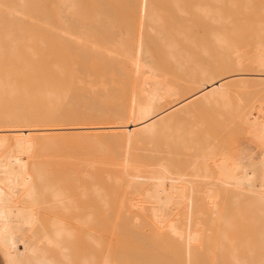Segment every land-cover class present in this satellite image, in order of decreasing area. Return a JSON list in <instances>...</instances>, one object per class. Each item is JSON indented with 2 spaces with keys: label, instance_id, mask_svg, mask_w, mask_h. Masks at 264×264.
Here are the masks:
<instances>
[{
  "label": "bare ground",
  "instance_id": "6f19581e",
  "mask_svg": "<svg viewBox=\"0 0 264 264\" xmlns=\"http://www.w3.org/2000/svg\"><path fill=\"white\" fill-rule=\"evenodd\" d=\"M5 1L8 2V4L7 3L3 4L4 0L3 2H1L0 0V2L2 3V4L0 3V39H15V38L26 39V40L39 39L41 40L40 42H36V43L27 42V43L19 44V46L22 45L23 47L27 48V52L34 53V55H37L36 52L39 49L40 50L48 49L57 58L55 69H53L51 73L52 77L50 79L51 80L50 82H49V76L51 74H48L45 77L42 75L40 71H39L40 73L38 74L36 70L30 71V73L27 74L26 77L24 78L25 83H28L29 81L35 84L42 83L36 86L39 88V90L36 91V93L42 96L43 97L42 100L46 102L48 109L50 110L51 116L53 118L54 126L39 129L41 134L37 135L38 137L33 135L32 131H34V128L31 127L32 123L28 121L29 118L28 119L26 118L27 120L26 123H10L11 125L10 127L6 126L7 124L0 126V196L1 198L7 199L11 202L24 201L30 206V217L28 218L25 225L26 239L20 238L19 240L17 239L18 240L17 241L15 235L12 232L0 228V249L7 261V264H29L31 262L33 264V261H36L37 264H51L52 263L51 260L54 261L55 259V254L53 256L54 259H52L49 256V254L51 251L55 249H56V253L59 254L57 257L59 258L61 254L62 259L66 260L65 257H67L68 259L71 253L68 250L70 247L68 248L67 247L68 245L66 246V243H68L71 239L75 237L76 235L75 231H77L78 227L90 228L91 226L92 227L94 226L95 228L96 224L98 223L100 224V222L103 223L104 221V223L108 225L107 227H111L108 229L113 230L115 228L114 230H117L118 229L117 225L119 224L117 218L119 215V211L124 212L123 215L127 216L128 212L129 211L131 212L132 210H134V212L136 210L139 212V214L137 212H136L137 214L135 213L136 214L135 217L137 215H139V217H143V219H145L144 217H146L145 221L147 223L145 224L144 222L142 224L152 225L153 227L156 228V229L154 228L156 232H159L161 230L166 234L167 240L165 238L164 242L170 241V243L171 242L173 243V244H168L169 246L172 245L171 246L172 254L169 253L170 258L168 255L162 254L165 253L162 252L164 251L162 250V248L165 249L166 247L167 249L168 245L164 244L165 245L164 246L163 244H161L163 245L162 247L160 245V243H163L162 241H160L161 237L159 238V236L156 235L157 233H154L156 236L154 237L153 235V237L150 236V238H155L156 240H158L160 242L158 243V246L160 245L159 247H161L160 248L161 250L157 251L158 249L156 246L157 249L156 253L154 252L156 255L153 253L154 256L157 257L156 260H154L155 258L153 254L151 258L150 256L148 257L149 260L148 259L145 260L146 262H144V260L139 258L140 260L143 261V263H141L142 261L137 262L138 258L135 259L136 257L134 258L135 260H131L132 258L128 259L125 258V256L123 255L124 259L126 260L128 259L127 262H124L121 259L119 260V258H117L119 254L117 251L116 252L118 254L114 253L115 251L113 252V254L112 252L108 251L106 256L105 254L104 257L102 256V258H104L103 261H101L102 263L100 262L101 258L98 259L99 260L98 262L96 259H94V255L92 254L89 255L91 259L90 258H88V260L86 259L87 264H89L88 262L91 263L92 261L93 262L97 261V263L100 264H133L134 263L133 261H135L134 264H214V263L221 264V261H219V257L216 256V254L218 253V249H217L218 244L215 243L216 252H214L215 257L213 258V259L216 258L215 260L216 262L214 260L213 262L211 261L213 257L212 256L214 249L213 245L206 246L207 241L209 243V241H211L212 239L214 241L215 238V237H211L212 236L211 234H215V232L211 228L212 227L218 228L219 225L221 226L222 224L221 221L225 218L224 215L226 211L229 210V209L225 210L227 204L226 202L228 203L230 202L234 206L237 205L239 201H241L244 198L261 197V196L264 197V154H258V160L256 166L245 169V171H243L242 177L239 178V172L242 169L241 158L239 156L234 155L232 152L226 149H222L217 152V150H215L214 147L215 146L213 140L214 138H212V135H210L209 132L208 134H206L207 133L206 127H204L203 125L187 124L184 127L177 128L165 122L161 126L163 132H166L167 130H174V132L171 133V139L170 141L167 142V144L178 146L180 149H178L177 153L180 154L181 152L183 151L186 152L188 149L191 148L195 156L192 154V152L189 154L190 150L187 151L188 153L186 152V154L192 156L190 159L187 158V162H189V164H187L186 166H181V164L179 166L175 164L168 165V163L165 162V160H161L159 158V160L157 159L156 161L159 163L157 165L161 166V169L152 170L153 168L151 169L149 168L152 167L151 159L152 160L154 159L153 156L156 159L157 154H155L149 149L142 150L140 147H144L146 145L148 148V146H150V143H147L146 141L142 140L143 137L146 135L144 131L147 130L148 131L151 130V132L157 131L159 126L152 119H149L148 117L142 115L144 113L142 109L140 110V116H138L137 118L131 116L135 114L137 106L140 107L144 104V99L142 97V94H139L138 92L133 91L130 88L132 91H129L128 93V96L131 99L130 100L131 108L129 109H121L119 107L121 105L120 102L116 103L115 108H111L107 104L108 100H110L109 97L111 96L109 82L111 81L110 74L114 71L113 69L116 68L117 70H119L121 68V70H123L122 68L124 67V69L126 70L128 68L126 73L128 72L127 75L129 74L131 76L130 78L131 81L135 80L139 84L145 83V81L143 82L144 79H142L143 78L142 76H144L145 73H147L146 75L150 74V76L156 78L158 74L157 70L159 71L160 69L159 63H158L159 66L158 64H156L154 67L152 66V64L154 65L156 61L153 62L152 64L149 62L148 53L149 54L151 53L150 51L147 50V47L144 46L146 41L145 36H144L145 39L141 37L143 39L139 40L140 36H142L141 34L144 35V32H142L140 35H138L139 34L138 33L137 35L139 37L135 36L136 33L135 34L133 33L135 32V30L133 29V24L135 25V27H138L137 24H141L139 27L140 28L142 27L141 29H143L144 27V31L145 28L146 31L148 29V31H150V33L147 31L148 35L151 34L150 37L153 36L152 38H154V40H157V43L161 46L160 49H162L163 52L167 51L165 52L167 56L173 57L172 58L173 60L169 58L170 61H172L173 65H175V67L177 68H179L180 66H181L180 68L183 67L184 63L183 65L180 64L182 63L181 62L182 60H179L182 59L180 54L183 48L182 49L180 48L183 46H181V44H179V46L177 45L180 42L177 37H176L177 39L174 40L172 39L173 37L175 38L176 33L174 32H178L177 27H176V31L172 32V30H174L175 28L173 29L169 27L170 25L168 26L166 25L170 29L165 28L164 30V27H166L165 26L166 22L165 19L163 21L162 16L164 15V12H166L164 9V7L166 6L165 5L162 6L160 5V3L158 4L156 1L153 0H116L115 1L119 5H123L121 8H123L124 6H130L134 10L132 11L134 12L133 13L134 18L133 20L131 19L132 21H130V18L125 19L124 18L125 16L120 17L121 14L118 13L120 19L122 18L125 20H129V24H131L129 26L131 29L130 28L127 29V27H129L126 25L128 24L127 21L125 23V21L123 20L124 21L123 23V21L121 20L123 23L122 24L121 21L116 19L118 21L117 25L119 23L121 24L120 26L118 25L119 27L118 30L116 27H115L116 29H114L117 30L115 31L116 33L115 35L117 37L116 36H115L116 38L114 36L113 37L118 40V42L115 40V42L118 45L117 46L116 43L114 44V46L116 45L114 47L115 49L110 48V46L112 47V42L108 43L110 44L109 46L108 44L103 45V42H101L100 40L103 48L106 46L109 47L106 48L107 50H105V48L102 49L103 53L101 50V54H99L98 51L100 48L98 46L99 49L97 48V50H95L97 45L94 44L96 45V47L94 48L93 51L96 52H92V53L97 54L96 55L97 59L104 60L107 73L106 75H103L102 71L99 69L87 71L90 74V78L88 79L87 77L85 78L86 79L85 81L87 82L86 98L88 102V106L86 108V121L87 123L102 124V126L95 128L93 133H87L88 130H78L70 127V121L72 115L70 109V99L73 96L74 85H76V83L80 81L79 80L80 78H77L78 71L80 72V70L78 67H77L78 69L77 68H75L74 70L70 69L69 64L71 62L70 63L68 62L70 61V59L68 60L69 57L68 54L66 53L57 54L55 52V46H56L55 42L58 43L57 45H59L60 41L58 40H63L61 42L64 41L66 42V40H70L72 36L77 35V33L79 32L78 23L79 22L82 23L81 9L83 10L85 8V7L82 8L83 0H53L56 5L57 11H55V6L53 7V10L51 7H49V3L52 0H10L13 4L8 0ZM86 1H87L86 3H88L87 5L88 9L86 8V10H83L87 15L85 16L83 22L85 26V33L88 34L89 31H92V29L93 28L95 29V27H96V31L98 29L97 32H99V28L97 26H100V29L102 26L103 28L102 30L106 32L107 30H104L106 29L104 28V26L110 28V25L114 24L115 19L114 21L112 20L115 17H113L112 20H110L112 16H110L109 18L110 15L109 12L111 11H108L109 13L108 16H106L105 14L103 15L101 11L102 9L101 7L105 5V3L108 4L109 1L111 3L114 1L99 0V5L101 4L100 6L99 5L95 6V4H92V1L94 3L95 2L98 3L97 0H86ZM46 2L48 3V5H46ZM153 2L154 3L156 2L157 4L155 3L156 4L155 5L153 4ZM218 2L220 3V5L217 8H213L212 6L209 5L203 6L202 4H196L194 5V7L196 6L195 7L196 10L200 12V14H203L212 22L218 24V27L211 31V37L213 38L217 49L220 51V55L224 57V58L221 57L222 59H220V61L223 60V62L225 64H228L229 66H242V61H241L242 54H240L239 52V46L236 39L243 33L242 30L245 29L236 26L235 22L231 20V17L233 15H230L231 17L228 16L229 12L231 13V9H229L230 10L229 12L227 10L223 11V6H227V8L228 6H230V8L232 7L235 10L239 9L240 6H242L245 10H248L253 8L254 1L243 0V4L241 5H240V2H242L241 0H217V3ZM39 3H44V4H39ZM179 3H180L179 0L177 1L173 0V4H172L174 5V7L178 6V8L176 7L178 9V12L181 7L180 5L181 3L180 4ZM89 4H92L90 9L91 10L94 9L90 13H89ZM159 6L160 9L162 7L161 10L159 9ZM107 8L105 10H108ZM182 11L185 10L182 9L181 12ZM113 12L116 13L119 11L115 10ZM159 12H162L163 15ZM184 14H186V12H184ZM74 19L78 22L76 23V25L78 26V31L73 30ZM245 19L246 18H244L243 20ZM178 26H180V24ZM102 30L100 31L103 32ZM128 30L130 32H128ZM94 31L95 30H93V32ZM170 31L174 35H172ZM246 31L252 32L253 35L251 34V37L253 36V38L256 40L258 44L260 53L257 54V61L259 62V66L261 68H264V21H256L254 25H251V27L247 28L244 32ZM101 32L98 34L101 35ZM110 32L112 35L114 34V31L112 32L110 29L109 32L107 31V34L109 36H112ZM168 33L172 36H170ZM107 34L104 33L103 35L106 36ZM83 35L84 34H82V37L84 38ZM242 35L245 36V34ZM80 36L81 35H79V37ZM95 36H97V34ZM95 36L93 35L94 38ZM136 37L138 39H136ZM87 38H89V40L91 41L90 38H92V34L90 35V37ZM94 38H92V40L96 39ZM97 38L100 39L101 36L99 37L97 36ZM110 38L113 39L112 37ZM152 38L151 40H153ZM46 39H50L52 42L50 43L44 42V40ZM73 39L77 40L76 42L77 44L80 41L78 45L79 47H80V43L83 44L81 42L82 39L80 40L79 38H75V37ZM109 39L107 41H109ZM55 40H57L58 42ZM95 41L98 42L97 39ZM16 45L18 44H11L10 45L12 46L11 49L15 50ZM76 45L74 42L75 47ZM33 47H38V48L34 49ZM92 47L93 45L91 46V48ZM66 49L68 50V48ZM153 50L155 52L157 51L155 50L154 47ZM178 54L180 55V58L179 57L177 58V56H179ZM115 61L117 62L116 64L120 68L119 67L117 68ZM113 65L115 66V68ZM195 65H197L196 68H198L199 66L198 63L197 64L195 63ZM157 67L159 68L157 69ZM73 73H75V75ZM27 88H28L27 84H24L23 89L26 90ZM17 89H18L17 82L15 81V79L13 81L0 79V93L3 91L6 92L8 90V92L13 95L17 93L18 91ZM201 96L209 102L212 101L219 104L220 122L226 120L228 122L230 121L235 122V119L237 120V117L238 119L241 118V120H244L243 118L246 117L247 115L246 107L241 102L234 105L230 101L228 93L225 92L224 87L220 83L218 84L213 80H207V84L205 86V89L202 91ZM122 114H127L128 116L127 115L122 116ZM226 114L227 115L230 114L233 117H229L227 119L225 118ZM135 130L137 131L139 130V133H135ZM202 130L204 131V133L199 132ZM137 135L140 137V139L136 138ZM41 144H45L44 145L45 147H47L46 144L51 145L52 147L55 146L56 149L60 148V150L61 147L65 148V146L71 147L74 145L76 147V145H78L79 147H81L80 144L81 145L87 144L88 146L91 145L95 147L94 148L95 154L101 156V158H98V162L101 161V163L103 164L101 168L104 169V171L98 169L99 171L102 172H99L100 174L99 173L97 174L99 176L101 175L100 178L103 177L105 178L106 182H108L109 184V187H103L98 185H94L93 187H91L89 185L92 188V190L89 189L88 187L85 186L84 187L87 189V192L88 189L90 190L88 193L91 192V195L93 194L96 197L95 200L98 198L97 200L101 202V205L103 206L104 210L108 209L109 204L112 205L111 210L115 212L111 213L109 211L111 213L110 219L108 217H105L104 220L102 213L98 211V214L100 213L99 214L100 216L97 215L98 220H101V217L102 220L95 222L94 219H96L97 212L95 214V212L93 211V213H87L85 217H83L84 216L83 215L82 217L76 216L74 218V222L76 223V225H78L76 229L75 224H73L71 221L65 218L66 212H68L70 209H73L71 202L72 199L70 200V197L68 196L69 192L66 193V190L62 185L63 181L66 179H63V176L57 174L59 173V171H57L56 169L59 166L57 165L58 163L57 164L55 163V173L57 174L56 175L54 173L55 178L48 177L50 176L48 175L50 174L49 171L48 174L46 173L49 179L51 180L55 179L52 182H50L51 180L49 179L47 180L45 179L46 175H44L43 172L41 174V172L37 171L38 169H40L41 171L40 167H38V169L36 168L37 166H40L42 164L41 163H39L40 165L36 164L35 163L36 160L34 161L33 157L34 155L36 156L38 152L40 153V151L37 150L39 148V145L42 146ZM193 147L194 149H192ZM135 148H138L139 155H137V150ZM65 149L68 150L70 148L66 147ZM89 149H90L89 147L88 149L86 148V150ZM60 150L59 151L56 150V151L60 152ZM70 150L72 152L73 149ZM70 150L68 151L70 152ZM73 151L74 152L72 153H75V150ZM144 152L147 155V157L145 158L146 160L143 158V156L145 157ZM209 156L213 157L212 166H208L207 164L208 162L207 157ZM93 158H95V156ZM55 161H59V160H55ZM137 161L139 163L141 162V164L143 162H145L146 164L149 162L148 163L149 165H146L148 168L147 167L145 168L144 163H143L144 167L142 165H139L141 168H138L139 163L136 164L135 166V162ZM62 163L63 161L60 162L61 166L59 167L63 168ZM86 164L87 163H84V165ZM142 167H143V172L140 170L142 169ZM90 168L91 166H89V170L92 169ZM86 169L88 168L86 167ZM78 170L79 169H77L76 172ZM98 170L96 171L98 172ZM81 172H83V170ZM90 172L91 171H85L84 173L88 174V177H93L89 175ZM134 172H138V173L136 174ZM76 174L75 176L77 177ZM69 175L75 177L73 176L74 174H69ZM97 176H95V178ZM42 177L45 179L42 184L43 186L40 184L41 181L40 182L37 181L38 179L42 180L43 179ZM65 177L66 176L64 175V178ZM86 178L87 177H85V179ZM137 178H139L138 181L139 180L142 181V186H140L141 189L144 184L145 185L147 184V186L144 187V189H142L143 191L141 189L137 190V188L139 189L138 186L141 184V181H139L138 186H135ZM76 179L79 181V178ZM76 179H73V181H75ZM91 179L92 178H90V180ZM38 183L42 187V189L38 187L39 186ZM128 184L131 186V189L135 187L134 190L137 191L127 190V192L125 191L126 193L125 192L122 193L121 192L122 186L123 185L126 186ZM40 190H42L44 194L48 193L50 197L49 204L51 209L52 210L54 209L53 211L55 212L50 217L48 216L45 217L44 215L42 216L43 213L41 214L40 211L42 208L41 194L43 197V193ZM129 192H133V193L139 192L137 194H140L142 197L141 196L140 198L137 197V199H134L135 197L134 198L132 197L133 199L131 197H128V201H127V199H125V194ZM42 200H44V197L42 198ZM224 206L225 208L223 209ZM200 214L201 216L199 217ZM202 215L203 216L207 215L205 216L206 219ZM201 218H203L204 221L207 220L208 218H211L209 219V221H207L208 222L207 227L209 226V228L207 229L204 228L206 225V221L204 222L203 220H200ZM130 219L134 221V222L132 221L133 223H135L136 221V224H138L139 227L141 226V224L139 223L140 220L139 218L133 217V219L132 218ZM126 223H128V221ZM216 224H218V226H216ZM38 225H42V228L38 229L39 228ZM127 225L130 224H126V225L124 224L123 227H126ZM152 226L151 228H153ZM203 228L205 229V231L203 230ZM211 230L214 233H211ZM152 231L154 230L152 229ZM89 232L90 230L88 231V233ZM92 232L93 231H91V236H90L93 240V241L91 240V245L93 242V245L95 244L97 245L96 247H98V245L102 243L101 240L105 241L102 239L104 237L96 234L95 231L94 233ZM118 233H120V231H118ZM91 238H86V239L89 240ZM215 239L216 241H218L217 240L218 238ZM107 240H111V239L108 238ZM107 240L105 242H108ZM118 241L120 242L121 240ZM97 242H99L100 244H98ZM145 244L146 243L144 240V245ZM132 245L134 246V244ZM50 248L52 249L51 251L48 250ZM58 249L60 250V252L58 251ZM168 249L170 252L171 248ZM120 252H122L123 254L124 250ZM128 253H130V251ZM114 254L115 256H113ZM122 254L120 255L122 256ZM209 257H211V259H209ZM58 258L55 259L56 260L55 262L58 261ZM152 258L154 259L152 260ZM62 259L59 258V260ZM165 259H168V261L167 260L165 261ZM67 261L68 260L64 261L66 262L65 264H68ZM59 263L62 264L60 261Z\"/></svg>",
  "mask_w": 264,
  "mask_h": 264
},
{
  "label": "rangeland",
  "instance_id": "374dc122",
  "mask_svg": "<svg viewBox=\"0 0 264 264\" xmlns=\"http://www.w3.org/2000/svg\"><path fill=\"white\" fill-rule=\"evenodd\" d=\"M97 1L98 3L96 2L94 3L92 1V4H95V6L99 5V0ZM113 1L114 2L112 3L109 1L111 5L109 2L108 4L105 3V5H103L104 9H103V6L101 7L102 8L101 11L103 15L105 14L106 16H108L110 13L109 18L110 16H112L110 20H112V18L115 17L112 20L114 21L115 19L114 21L115 25H117L118 23L116 19H118L119 21L124 20L125 23L127 21L128 22V24H126L127 26L131 25L129 24V20H125V19L130 18V21H132L134 18L133 17L134 12L132 11L134 10L130 6H124L123 8H121L123 5H119L117 2H115L116 0H113ZM153 1H156L158 4L160 3V5L162 6L164 5L166 6L164 7L166 11L164 12V15L162 14V12H159L163 15L162 16L163 21L165 19V22H166L165 26L170 25L169 27L173 29L175 28L174 30L171 29L172 32L176 31V27H177L178 32H174L176 33L175 38L173 37L172 39L174 40L178 38L180 42L177 40L179 42L177 45L179 46V44H181V46H183L180 48V49L183 48L180 54L182 59H179V60H182L181 61L182 63L180 64L183 65L184 63V65L182 68H180L181 67L180 65H179L180 67L178 66L179 68L175 67L172 61H170V59H172L173 57L167 56L165 54V52L167 51L163 52L162 49H160L161 46L157 43V40H154V38H152L153 36L150 37L151 34L148 35L147 33L148 29L146 31V28H145V31H144V27L143 29H141L142 27L141 28L139 27L141 24L136 23L138 27H135V25L133 24V29L135 30V32L133 33L134 34L136 33L135 36L139 37L138 35L144 32V35L141 34L142 36H140L139 40L140 39L142 40L145 36L146 41H145L144 46L147 47V50L150 51L151 53V54L148 53L149 62L152 64L153 62L156 61L154 65L152 64V66L154 67L156 64L159 63L160 69L159 71L157 70L158 74L156 78H153L152 76H150V74L146 75L147 73H145L144 76H142L143 77L142 79H144L143 82L145 81V83L139 84L135 80H133L134 82L131 81L130 79L131 76L129 74L127 75L128 72L126 73L128 69L127 67H125L127 68L126 70L123 67L122 69L125 70L123 71L116 64L117 62L115 61L117 68L119 67L120 69L117 70L115 66L113 65L115 69H113L114 71L110 74L111 81L109 82L111 96L109 97L110 100H108L107 104L109 105V107L115 108L116 103L120 102L121 105L119 107L121 109H129L131 108L130 106L131 99L128 96L129 91L133 90V91L138 92L139 94H142V97L144 99V104L140 107L137 106L135 114L131 116H134L135 118H137L138 116H140V110L142 109L144 111L142 115H144L145 117H148L149 119H152L159 126L157 131H153V132H151V130L144 131L146 135L143 137L142 140L146 141L147 143H150V146H148V148L146 145L144 146L145 148L140 147L142 150L149 149L155 154H157L156 159L153 156L154 159L153 160L151 159L152 162L149 160L152 163V165L150 164L152 166V167H149L150 169L151 168H153L152 170L161 169V166H158L157 164L159 163L156 161L157 159L159 160V158L161 160H165V162H167L168 165L175 164L179 166L181 164V166H186L187 164H189V162H187V158L190 159L192 157L189 155L192 152L191 148L188 149L190 150L189 154H186L188 150L186 152L180 151L181 154L177 153L178 149H180L178 146L167 144V142L170 141L171 133H173L174 130H167L166 132H163L161 126L165 122L177 128L184 127L187 124H194V125H203L204 127H206L207 129L206 134H208L209 132V134L212 135V138H214L213 139L214 145H215L214 147H215V150H217V152L222 149H226L232 152L234 155L239 156L241 158L242 169L239 172V178H241L243 175V171H245V169L256 166L257 160H258V154H264V68H261L259 66V62L257 61V54L260 53V50H259L256 40L253 38V36L251 37L252 32L251 31L244 32L247 28H250L251 25H254L256 21H264V0H253L254 1L253 8L248 9V10H245L242 6H240V8L236 10L233 9L232 7L230 8V6H228V8L227 6H223V11L227 10L229 12L230 11L229 9H231V13L229 12L228 16L233 15L232 17L231 16L230 17H231V20L235 22L236 26L239 28L245 29V30H242L243 31L242 34H245V36L241 34L236 39L238 46H239V52L240 54H242L241 55L242 66H229L228 64H225L223 60L220 61V59L224 57L220 55V51L217 49L215 42L213 38L211 37V31L217 28L218 24L215 22H212L210 19L205 17L203 14H200V12L196 10L195 8L196 6L194 7V5L196 4H202L203 6L209 5V6H212L213 8H217L220 5L219 2L217 3V0H179L181 3V4L179 3L181 5L179 12L177 9L178 6H176L175 4V6L177 7L176 8L174 7V5H172L173 0L172 1L171 0H167V1L166 0H153ZM241 1L242 2H240V5L243 4V0ZM1 2H3V0H1ZM86 2H87L86 0H83L82 8L85 7L83 10H86V8L88 9V6H87L88 3ZM6 3L8 4V2L4 0L3 4H6ZM44 3H39V4H44ZM155 3L153 2V4ZM92 4H89V13L92 12V10H94V9L92 10L90 9ZM46 5H48L47 2H46ZM54 6H55V11H57L54 1L53 0L50 1L49 7H51L53 10ZM119 7H120V10H119ZM106 8L108 10H105ZM159 9H160V6H159ZM182 9L185 11L181 12ZM83 10L81 9L82 23L80 22L78 23L77 22L78 20L76 18L75 19L77 21L75 19L73 20V30L78 31V26H79V32L78 33L76 32L77 35L72 36V38L70 40H66V42L65 41L61 42L63 40L57 39L58 41H60L59 42L60 46L57 45L58 43L55 42V45H56L55 52L57 54H65V53L68 54L69 55L68 60L70 59V61L68 62L69 63L71 62L69 64L70 69L74 70L75 68L78 67L80 70V72L78 71V74H77V78H80L79 79L80 81L77 82L76 85H74L73 96L70 99V109L72 112L70 127L74 129H78V130H88L87 133H93L95 128L102 126V124L87 123L86 121V108L88 106V102L86 98L87 82L85 81L86 80L85 78L86 77L87 79L90 78V74L87 71H92L95 69L101 70L102 74L106 75L107 69H106L104 60L97 59L96 57L97 54H94L92 52H96L93 50L97 45L95 50H97L99 46L100 49L98 48L99 49L98 52L99 54H101V50L104 48L105 50H107L106 48L110 46V44L108 43H111V42H112V47L110 46V48L115 49L114 47L117 45L115 40L118 42V40L115 39L117 37L115 35L116 34L115 31L118 30L119 28L118 25L120 26L122 21L117 26H115L114 24L110 25V28L107 26H104V28H106L104 30H107L109 32L111 29L112 32L114 31L113 35L110 32L112 36H109L107 34V31L106 32L103 31L102 26H101V29H100V26H97L99 28V32H97L98 29L96 31V27H95V29L93 28L92 31H89L90 34L89 33L86 34L85 26L83 22H84L85 16L87 15ZM115 10L119 11V12H116L117 16H116V13L113 12ZM108 11H111V12L108 13ZM184 12H186V14H184ZM118 13L121 14V15L119 14L120 17L125 16L124 17L125 19H122V18L120 19V17L118 16ZM244 18L246 19L243 20ZM76 23H78V26L76 25ZM179 24L180 26H178ZM74 26H77V27H74ZM167 26L164 27V30L165 28H169ZM111 27L113 28V30ZM115 27L117 28V30H114L116 29ZM128 28H130V26L127 27V29ZM137 28L139 30L141 29L140 32ZM169 29H168V32H169ZM93 30L95 31L93 32ZM100 30H102L103 32H101ZM100 32H101V35L98 34ZM128 32L130 31L128 30ZM148 32L150 33V31ZM172 32L171 34L174 35ZM104 33L107 34L109 37L107 35L106 36L103 35ZM82 34H84L83 35L84 38L82 37ZM91 34H92V38H94L93 35L95 36L96 34L98 37L101 36V38L98 39L97 36H95L98 42L95 41L96 40L95 38H94L95 40H92V38H90L91 39L90 41L89 38L87 37H90ZM79 35L81 36L79 37ZM113 36L114 37L116 36V37L114 38ZM74 37L79 38L80 40L81 39L83 40V41L81 40L83 44L80 43V47L78 46L80 42L79 39H78L79 42L77 44L76 43L77 40L73 39ZM110 37H112L114 40L111 39ZM137 37L136 39H138ZM104 38H105V41H104ZM151 38L153 40H151ZM72 39L75 41H73ZM87 39H88V42H87ZM108 39L109 41H107ZM100 40L101 42H103V45L108 44L109 46H106L103 48ZM40 41L41 40L39 39H34V40H26V39H19V38L0 39V79L8 80V81H13L15 79V81L17 82V88H18L17 93L13 95L10 94L8 90L6 92L3 91L0 93V126L7 124L6 126L10 127L11 126L10 123H26L27 122L26 118L27 119L29 118L28 121L32 123L31 127L34 128V131H32L33 135H35L36 137H38L37 135L41 134L39 129L54 126V121H53V118L51 116L50 110L48 109L46 102L42 100L43 97L36 93V91L39 90V88L36 86L42 83L35 84L30 81L28 83H25L24 78L32 70H36L38 74L41 72L42 75L45 77L46 75L51 74L53 69H55L57 58L48 49H43V50L39 49L41 52L38 50L36 52L37 55H34V53L27 52V48L23 47L22 45L19 46V44H23L27 42L36 43ZM44 42L50 43L52 41L50 39H46L44 40ZM74 42H75V45L77 44L76 47L74 46ZM115 43L116 45L114 46ZM11 44H18L16 45L15 50L11 49L12 48V46H10ZM92 45L93 47L91 48ZM153 47L155 48V50H157L156 52L153 50ZM33 48L37 49L38 47H33ZM66 48H68V50ZM102 53H103V50H102ZM180 55L177 56V58L178 57L180 58ZM88 60L90 63L88 62ZM185 60L188 62H186ZM195 63L196 64L198 63L200 67L198 66V68H196L197 65H195ZM221 63H224V64H221ZM158 68L159 67H157V69ZM73 74L75 75V73ZM51 77H52V74L49 76V82L51 81L50 80ZM207 80H213L218 84L220 83L224 87L225 92L228 93L230 101L234 105L241 102L246 107L247 115L246 117L243 118L244 120H241V118L238 119L237 117V120L235 119V122L230 121L231 123L228 122L226 119H225L226 121H222L224 124L219 121V104L216 102H212V101L209 102L201 96V93L205 89V86L207 84ZM24 84H27L28 86V88L26 89L27 91L23 89ZM124 115H127V114H122V116ZM229 117H233V116H231L230 114L225 115V118L228 119ZM203 130L199 132L204 133ZM135 133H139V130L138 131L135 130ZM56 134H59V133H56ZM136 138L140 139L138 135ZM41 145L42 146L39 145V148L37 150V151H40V153L38 152L39 155L37 154L36 156L34 155L33 157L34 161L36 160L35 161L36 164L38 165H40L39 163L42 164L40 166H37L36 169H38V167L41 168V171L40 169L37 170L38 172H41V174L43 172L44 175H46V177H47V174L50 172V174H48L50 176L48 177L55 178V174H56L55 173V163L56 164L58 163L57 165L61 166L60 162L63 161L62 163L63 168L56 166L57 171H59L60 173V174L59 173L57 174L63 176V179L67 180V181L64 180L62 185L65 188L66 193L69 192L68 196L70 197V200L72 199L71 202L73 206V209L69 210L70 213L69 211L66 212L67 215L65 214V218L71 221L73 224H75L76 229L78 227V225H76V223L74 222V218L76 216L82 217L84 215L83 217H85L87 213H93L94 211L95 214L97 212L96 219H94L95 222L102 220V217H101V220H98L97 215H99L100 213H102L104 220H105V217H108L110 219L111 213L115 212L111 210L112 205L109 204L108 209H106L107 210V213H106V210H104L103 206L101 205V202L97 200L98 198L95 200L96 197L93 194L91 195V192L88 193L90 191L89 189L92 190L91 187H93L94 185L109 187V184L108 182H106L105 178L103 176H102L103 178H100L101 175L99 176L97 174L99 172L104 171V169L101 168L103 166L101 161L98 162V158H101V156L95 154V149H94L95 147L91 145L88 146L87 144H82L83 146L80 144L81 147H79L78 145H76V147L74 145L71 147L65 146V148L68 147L70 149L75 150V153H72L74 152L73 150L71 152V150L68 149L70 150L69 152L64 147L63 148L61 147V150H62L61 151L60 148L56 149L55 146L52 147L51 145L46 144L47 147H45L44 146L45 144H41ZM87 146L90 148L89 150H86V148L88 149ZM135 149L137 150V155H139L138 148H135ZM192 149H194V147ZM56 150L57 151L60 150L61 153L57 152ZM192 154L195 156L193 152ZM94 156L96 159L93 158ZM91 157L93 158V160ZM146 157L147 155L145 154V157L143 156V158L145 159ZM55 160H59V161H55ZM207 161H208L207 162L208 166H212L213 157H210V156L207 157ZM84 163H87V164L84 165ZM138 163H139L138 161L135 162V166ZM143 163L145 165V168L147 167L146 165H149L148 164L149 162L147 164L145 162ZM143 163L141 164L140 162L138 166L142 165L144 167ZM89 166H91L92 168V169L90 168L91 170H89ZM86 167L88 169H86ZM143 167L142 169H140L142 172H143ZM138 168H141V167L139 166ZM77 169L79 170L76 172ZM98 169L102 171H99ZM82 170L83 172H81ZM96 170H98V172ZM145 170H148V169H145ZM85 171H91L89 175L93 177H88V174H86L87 172L84 173ZM134 173L137 174L138 172H134ZM69 174H74L73 176H75L76 174L77 177L76 176L72 177ZM64 175L66 176L65 178H64ZM94 175L95 176L98 175V176L95 178ZM69 176H71L72 178ZM46 177H45L46 180L49 179L48 177L47 178ZM85 177L87 178L85 179ZM76 178H79V181ZM90 178L92 179L90 180ZM45 179L44 178L42 180L38 179L37 181L38 182L41 181L40 184L42 185ZM73 179H76V180L73 181ZM138 179L139 178H137L135 186H138L139 181H141V180L138 181ZM54 180H51L50 182ZM84 186L89 188L88 192ZM140 186H142V181H141V184L138 186L139 189L137 188V190L141 189ZM146 186L147 184L146 185L144 184L142 189H144V187ZM38 187L42 189L40 185ZM134 188L131 189V186L129 184L126 186L123 185L121 188V192L124 193L125 191L127 192V190L131 191V190H134ZM83 190L85 191V193ZM137 190H134V191H137ZM40 191L42 192V190ZM137 193L129 192L125 194V199H127L128 201V197H131V198L135 197L134 199H137V197L140 198L141 195ZM43 197H44V200H42ZM43 197L41 194V206L42 208L44 207L43 208L44 210L42 208L40 210L41 214L43 213L42 216L44 215L45 217L47 216L50 217L51 215L55 213L53 211L54 209L52 210L49 204L50 197L48 193L46 194L43 193ZM84 198H87V199H84ZM226 203H227L226 208L224 206L223 209L224 208L225 210L229 209L230 211L228 210L226 211V213L222 212V213H225L224 215L225 218L222 220L223 222L221 221L222 224L221 226L219 225L220 228L219 227L211 228L215 232V234H211V233H214L211 230V233H210L212 235L211 237L218 238L217 239L218 241H216V239L214 238L215 242L213 241V239L209 241V243L208 241L207 243L205 242L206 246L213 245L214 247L213 254H212L213 257L211 261L213 262V260L214 261L216 260V258L215 259L213 258L215 257L214 252H216L215 243H217L218 247H217V244H216V247L218 249V253L216 254V256L219 257V261H221V264H264V197L261 196V197L244 198L241 201H239L237 205H234V206L230 202L229 203L226 202ZM98 211H100L99 214H98ZM136 212L139 214L137 210L135 212L134 210H132L131 212L130 211L128 212L127 216H124L123 215L124 212L119 211V215L117 217L119 221L118 222L119 224L117 225V228H118L117 230H114L115 228L113 230L108 229L111 227H107L108 225H106L104 221L103 223L100 222L101 225L99 223H98L99 225L95 223L96 227L94 228V226L93 227L91 226L92 227V228L90 227L91 229L89 227H78L77 231H75L76 232L75 237L68 242L70 246L68 243H66V246L68 245L67 247L68 248L70 247L68 250L71 252V253L68 252L70 253L71 256L67 254L69 255L68 259L67 257H65V259L68 260L67 263L68 264H78L79 262V264L81 263L87 264L86 262L88 258H90L89 255H92V254L94 255V259H96L98 262H99L98 259L101 258L102 259V260L100 259V262H101L104 259L102 258V256L104 257V254L106 256L108 251L112 252V254L114 251H115L114 253L118 252L119 253V254L117 253L118 257H117V254H116V257L119 258V260L121 259L124 262H127L129 258L130 259L132 258L131 260H135L138 258L137 262L138 261L141 262L142 260L146 262L145 260L146 259L149 260L148 257L150 256L151 258L152 254L154 252L156 253L157 249H158L157 251L161 250L160 249L161 247H159L161 244L163 245L173 244L172 242L170 243V241L164 242V239L166 238V234L163 231L160 230L161 232L160 231L156 232L155 230L156 228L153 227L152 225H149V224L145 225L147 223L145 221L146 217H144L145 219H143V217H139V215L135 217V215L137 214ZM201 214L199 215V217L201 216ZM205 216L207 215H204L203 217ZM29 217H30V206L27 203H25L24 201L11 202L7 199L1 198L0 196V228L5 229L9 232H12L15 235L16 240L26 237L25 225ZM133 217L139 218L141 220V221L139 220V223L141 224L140 227L138 226V224H136V221L135 223H133L134 221L130 219V218L133 219ZM209 219L211 218H208L207 220H205L206 221V225L204 227L205 229L209 228V226L207 227V223H208L207 221H209ZM200 220H203V218H201ZM125 221L126 222L128 221V223H126ZM144 222L145 224H142ZM124 224L125 225L130 224V225H127L128 227L127 226L123 227ZM151 226L153 228H151ZM216 226H218V224H216ZM38 227H37L38 229H41L42 225H38ZM204 228L203 230L205 231ZM95 229L96 230L99 229V230L96 231ZM152 229L155 232L152 231ZM89 230L90 232L88 233ZM100 230L103 232H101ZM91 231H93L92 233H94L95 231L96 234L104 237L102 239L105 241L108 238L111 240H107L108 242L101 240L102 245L99 242H97L98 244H100L98 245V247H96L97 245L95 244L93 245V242L91 245V240H92V238L90 237ZM118 231H120V233H118ZM154 233H157L156 235H158L159 238L161 237L160 241H162L163 243H160L155 238H150V236L151 237H153V235L154 237L156 236ZM86 238H91V239L88 240ZM118 240H121V241L119 242ZM144 240L146 243L145 245H144ZM131 243L134 244V246ZM158 243H160L159 246H158ZM163 245L161 246L163 247ZM156 246H157V249H156ZM171 246L172 245L170 246L168 245L167 247V249L171 248L170 252H169V249L167 250L165 247V249L162 248V250H164L162 252H165V253H162V252L161 253L168 255V256L170 255L169 253L172 254ZM151 247L152 248L154 247V248L152 249ZM48 250L51 251L52 249L50 248ZM123 250L124 252L122 254V252L120 251H123ZM58 251L60 252L59 249ZM129 251L130 253H128ZM0 252L2 253L1 249H0ZM51 252L50 254H53V255L49 254V256L52 259H54L53 256L55 254V259H57L58 258L57 256L59 254L56 253V249ZM120 254H122V256ZM123 255L125 256V258H128V259L127 260L124 259ZM113 256H115V254ZM59 258L62 259L61 254ZM59 258L57 262H55L56 261L55 259L54 261L51 260L52 261L51 264H53L54 262H55L54 264H58L59 261L62 264L66 263L64 262L66 260L64 259L59 260ZM139 258L142 260H140ZM154 258H152V260L153 259L156 260L157 257L154 256ZM209 259H211V257H209ZM166 260L168 261V259H165V261ZM97 261H94L95 264L97 263ZM92 262L91 263L88 262V263L94 264V262L93 263ZM133 262L135 263V261ZM141 263H143V261ZM0 264H4L1 256H0ZM29 264H32V262ZM33 264H37L36 261H33ZM97 264H100V263H97Z\"/></svg>",
  "mask_w": 264,
  "mask_h": 264
},
{
  "label": "crops",
  "instance_id": "0c3cea01",
  "mask_svg": "<svg viewBox=\"0 0 264 264\" xmlns=\"http://www.w3.org/2000/svg\"><path fill=\"white\" fill-rule=\"evenodd\" d=\"M0 256L2 257L3 259V263L6 264L7 261H5L6 259H4L5 257H3L4 255H2V253L0 252Z\"/></svg>",
  "mask_w": 264,
  "mask_h": 264
}]
</instances>
